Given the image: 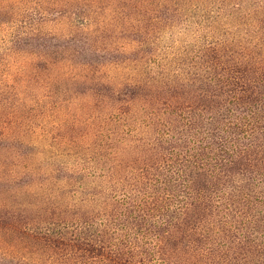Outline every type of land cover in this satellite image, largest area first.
Listing matches in <instances>:
<instances>
[{"label": "trees", "instance_id": "trees-1", "mask_svg": "<svg viewBox=\"0 0 264 264\" xmlns=\"http://www.w3.org/2000/svg\"><path fill=\"white\" fill-rule=\"evenodd\" d=\"M59 1L80 37L0 36V152L67 128L49 192L0 173V264H264V0Z\"/></svg>", "mask_w": 264, "mask_h": 264}, {"label": "rangeland", "instance_id": "rangeland-1", "mask_svg": "<svg viewBox=\"0 0 264 264\" xmlns=\"http://www.w3.org/2000/svg\"><path fill=\"white\" fill-rule=\"evenodd\" d=\"M0 3L8 5V8L0 10V36L4 34L6 29L11 30V26H13L14 23H20L18 29H26V26H28V28L32 26H38L45 28L43 31H48L50 30L49 28L55 29L59 31L58 34H62L61 31H66L65 29L68 31L72 30L73 34H77L79 27L73 25L82 23L81 17L77 15H75L76 17H71L68 15L70 18L68 16H62L63 13H66L65 11L68 9V7L65 8L62 5H58L57 3H60L59 0H0ZM38 10L42 11L43 14H37ZM44 11L46 13H44ZM49 11L53 12L50 13ZM28 18L30 19L28 20ZM67 20L70 22L71 20H76L74 21L76 23H72L73 25H71L67 23ZM31 22L33 25L29 26ZM77 35L80 37L79 34ZM35 37L36 36H32L30 40H38ZM40 45L41 44L38 43L36 44L28 42L17 46L25 50H37ZM52 59L57 60V57H52ZM78 90L84 91L85 89H82L79 85H77L76 93H72L70 96L73 94L83 96V94ZM40 114L41 112L36 111L33 117L31 115L25 116L27 124L23 125L22 127H27V130L33 129L34 127V130L37 131H40V129L43 130L45 128L46 130H49L48 136L41 140V144L34 142V140L38 139H35L34 132H31V135L29 134L26 136V140L24 141L19 140V136L16 140H7L12 143L10 145L12 148L11 150H2L0 152V173H5L6 175L17 174V176H19V183L22 180L24 181L25 179L35 177L37 179L35 182H45V184L42 186L44 188L46 187L44 189L45 192H49V189L55 185L51 180H48L47 177L53 176L52 174L61 175L67 173L64 168L61 170L58 169L60 162H62V165H64L63 160L66 159V156L63 155L60 157L56 154L58 152L57 148H59L61 145L60 139H58L57 136L64 134L67 128L64 129L58 126L56 123L58 118L56 117V114L51 116V122L48 125L46 124L44 127L41 123L43 118L39 116ZM29 118L30 121H28ZM26 199L35 201L36 197L28 195Z\"/></svg>", "mask_w": 264, "mask_h": 264}]
</instances>
